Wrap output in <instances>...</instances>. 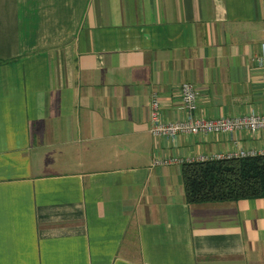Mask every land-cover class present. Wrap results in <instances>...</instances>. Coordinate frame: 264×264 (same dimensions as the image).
Wrapping results in <instances>:
<instances>
[{"label":"crops","instance_id":"crops-1","mask_svg":"<svg viewBox=\"0 0 264 264\" xmlns=\"http://www.w3.org/2000/svg\"><path fill=\"white\" fill-rule=\"evenodd\" d=\"M264 0H0V264H264V198L186 204L165 157L264 150Z\"/></svg>","mask_w":264,"mask_h":264},{"label":"trees","instance_id":"trees-1","mask_svg":"<svg viewBox=\"0 0 264 264\" xmlns=\"http://www.w3.org/2000/svg\"><path fill=\"white\" fill-rule=\"evenodd\" d=\"M186 204L264 198V154L180 164Z\"/></svg>","mask_w":264,"mask_h":264},{"label":"built area","instance_id":"built-area-1","mask_svg":"<svg viewBox=\"0 0 264 264\" xmlns=\"http://www.w3.org/2000/svg\"><path fill=\"white\" fill-rule=\"evenodd\" d=\"M257 65L261 68L264 81V43L260 44L259 53L255 58ZM180 105L186 116L183 119L172 121H160L157 115L158 100L154 93L151 94L149 104V132L154 137H172L179 133H215L222 132L231 134L236 130H246L253 132L264 129V112L249 113L244 115L220 116L217 118H202L191 116L195 109L196 91L191 82L183 81L179 85ZM256 154H264V150L245 149L233 153L217 152L210 155H195L186 159L170 156L153 161V164L168 165L171 163H183L192 161H205L213 159H224L229 157H246Z\"/></svg>","mask_w":264,"mask_h":264}]
</instances>
